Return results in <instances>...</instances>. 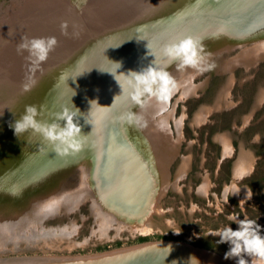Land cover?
I'll return each mask as SVG.
<instances>
[{"label":"bare ground","instance_id":"obj_1","mask_svg":"<svg viewBox=\"0 0 264 264\" xmlns=\"http://www.w3.org/2000/svg\"><path fill=\"white\" fill-rule=\"evenodd\" d=\"M171 1L175 8H171L172 3L167 0L35 2L28 0L25 9L21 6L19 13L8 19V23L5 24L7 26H2L4 29L0 30L3 45L0 46V198H3L5 193L19 196L20 191L32 182V195L27 199L32 197L36 202L31 204L35 211L30 222L32 241L25 244L14 242L8 246L6 241L10 233L4 229L7 227L15 229L20 226L25 230L27 220L31 217H16L11 215L12 212L0 213L1 251L18 250L23 245L29 249L50 248L56 243L47 241L45 246L39 240H35V237L65 232L71 235L78 228V224L71 220L64 225H47L46 221L51 218L61 219L66 213L78 210L88 201L92 202L90 209L93 215L102 220L100 229L108 236L110 226L117 229L122 226L131 227L132 230L146 233L159 226L153 214L163 210L159 202L160 197L168 187L177 186L178 179L186 171L183 167L189 162V157L183 156L184 164L173 180L169 166L179 154L183 121L181 118L175 120L179 133V137L176 138L171 121L173 109H168L169 97L166 101H160L148 94L141 98V103H136L131 97L129 72H140L149 66L162 71L170 61L169 57L161 54L165 46L188 36L194 38L196 35L199 36V41L210 37L208 40L214 42H210L213 43L212 46L208 45L213 51L211 54L207 53L209 50H202L201 63L211 57L218 58L221 51L237 45L242 50L236 57L221 53L219 64L222 69H230L239 62L252 63L264 57V29L241 40L235 39L233 33L229 34L236 29L248 31L264 24V0H211V3L209 0H202L204 4H210V7H202L196 16L186 15L183 9L178 8L177 4H183L184 0ZM78 7L86 9L85 13L90 16L95 32L100 35L103 42L108 41V45H103L97 54L88 59L87 67L93 70L89 79L91 91L88 96L95 107L91 123L87 122L89 117H85L86 108L84 99L82 102L84 94L80 93V79H68L72 69L66 70L67 68L62 67L59 73L51 71L52 81L46 82L44 86L40 85L38 92H32V86L25 91L24 85L30 83L29 80H25V75L30 72L29 64L24 63L25 59H19L18 65L14 53L17 49L16 44L22 42L19 40L31 36L32 26L42 36H50L51 32H57L62 37L73 36L72 30L81 29L80 22H76L80 21L79 18L76 20L74 18V12ZM33 13L38 14L36 18L41 21L37 26ZM151 13L154 14L152 18L148 19L147 23H142L143 17ZM122 14L132 16L133 20L124 17L119 21V18L124 16ZM102 17H106L105 25L100 23ZM48 21L52 25L45 24ZM63 21L67 22L68 35L61 31L60 25ZM136 31L139 32L135 33ZM92 36L91 33L79 34L80 43L82 41L86 45H78L79 48L71 46L73 53H69L71 55L69 59H75L79 55H76L78 51L85 57L92 48L90 46V43H93ZM220 38L223 40H219ZM217 47L223 48L217 50ZM71 64L72 62L68 63ZM199 66L186 65L183 68L177 67L174 71L170 68L165 69L174 83L172 90L180 85L191 92L196 89L198 85L192 83L190 77ZM17 68L23 70L18 74ZM63 69V80H58ZM73 79L77 82H73ZM99 83H102L99 91H96L99 87L92 89V86H99ZM24 94L31 97L27 99ZM36 94L39 95L37 101ZM16 97L20 99L25 97L27 100L24 102L23 112L28 106H35L39 113L37 119L41 122L54 121L55 114L65 107L73 111L79 109L77 118L80 119L78 123L81 127V149L59 153L52 143L32 129L16 135L14 124L20 120L14 106L15 100H18ZM33 98L36 101L34 105ZM222 98L225 101L224 95ZM132 105H137L136 111L125 113V108ZM129 116L134 118L131 123L128 121ZM136 118H139V122ZM132 125L136 126L135 130ZM68 164L78 166L80 182L75 187H63L58 190V183L61 181L52 184L55 181L52 179L54 174L50 177L47 173L50 170L55 172ZM234 186L239 188L236 183ZM26 196L24 195L23 199H26ZM14 198L0 199V207L11 208L8 203L1 202L17 203ZM224 246L229 249V244L225 243ZM224 253L184 240L163 238L87 253L0 255V262L25 260V263L20 264H173V261H176V264H190L193 258L192 264H236L235 259L225 260ZM245 259L251 264L252 257L245 255Z\"/></svg>","mask_w":264,"mask_h":264},{"label":"rangeland","instance_id":"obj_2","mask_svg":"<svg viewBox=\"0 0 264 264\" xmlns=\"http://www.w3.org/2000/svg\"><path fill=\"white\" fill-rule=\"evenodd\" d=\"M31 1L35 2L37 0ZM167 1L172 3L171 8H175V4L171 0ZM27 2L28 0H0V30L3 25L8 23V19L19 13L18 11L22 9L21 6L25 9ZM208 2L211 3V0ZM177 6H179L180 10L183 9L187 13L186 15L193 14L196 16L202 7H210V4H204L202 0H184L183 4H177ZM80 8L78 7L80 11L76 9L77 11L74 12V18L75 20L79 18L80 21L76 22H80L81 29L72 30V33L78 32L80 35L91 33L93 35L92 42L97 46L98 41L96 38L101 39V37L95 32L96 30L93 25H90L91 18L85 13L86 9L84 7ZM33 15L35 18L34 22H36L35 26H37L38 22L41 21L36 18L38 14L33 13ZM122 15L124 16L119 18V21L124 17L133 20L132 16L129 17L127 14ZM153 15L151 13L146 17L144 16L142 23H147L148 19H151ZM105 19L106 17H102V20H100V23H103L102 25L107 23ZM82 21L85 24H81ZM45 24L52 25L50 21ZM88 26L90 27L87 30ZM199 29L201 30V28ZM263 29L264 24H261L252 30L236 29L229 34L233 33L235 39L241 40ZM137 32L139 31L135 33ZM30 35L28 36L29 38L37 36L49 37L37 33L34 26H32V33ZM50 36H55L58 42L65 41L64 38H67L69 42L70 39L76 40V42L80 40L78 36L62 37L57 32H51ZM198 37L196 35L194 38L198 39ZM208 39L211 38L208 37L207 39L200 40V44L202 45V49L209 50L207 53L211 54L213 51L208 45L212 46L211 44L214 42ZM219 40L223 39L220 38ZM82 45L86 44L83 42ZM0 46H3L1 39ZM63 46L62 44L57 46V53L52 51V54L50 53L49 55L50 59L44 62L34 73L30 71L25 75V80H29V77H31L36 81L32 85V92H38L40 85L44 86L46 82L52 81L51 71L52 73L54 71L60 72V68L63 67L64 62L56 60V55L61 54L60 57L63 59ZM102 47L100 46L98 49ZM222 48H218L217 50ZM70 49L72 50V48ZM241 50L239 45L230 47L228 50L224 49L221 51L218 58L213 59L211 57L203 61V63L200 62L199 68L197 67L198 69L196 68L197 70L190 77L192 83H196L198 87L191 92V90L181 88L180 85L177 89L172 90L169 95L168 109H173L171 121L176 138L179 137V133L175 120L181 118L183 121V135L180 137L179 154L175 156L169 166L173 180L175 174H177L184 164L183 156H188L189 162L186 163L187 165H184L183 168L186 171L178 179L177 186L168 187L160 197L159 202L163 210L161 212H154L153 214L159 226H155L149 233L132 230L131 227L122 226L120 229H117L115 226H110L108 229L110 235L108 236L100 229L102 220L93 215L90 209L92 202L88 201L84 202L78 210L66 213L61 219L51 218L46 221L47 225H64L70 223L71 220H75L78 224V228L71 235L65 232L63 234L58 233L49 236L45 234L35 237V240H39L45 246L47 245V241L55 242V245L50 248L31 247L32 249L23 245L18 250H0V255L15 253H87L143 240L163 238L184 240L195 245L207 246L211 249L226 252L228 248L224 246L225 243L218 244L219 236H214L210 233L229 225L234 230L237 229L238 225L229 219L230 216L256 220L262 226L261 234L264 235V57L258 58L256 61L248 64L244 62L236 63L230 69H222L219 62L221 53L222 55L236 57ZM14 53L16 55L15 58L18 60V65L19 59H25L24 63H28L30 69V61L27 59L28 53L25 51L23 54H18L17 49ZM69 53L68 55H70ZM241 60L239 59V61ZM171 61L162 68V71L165 72V69L169 68L174 71L177 70V67L179 68L180 61ZM187 69L190 70V68ZM16 70L19 74L23 69L17 68ZM89 73L92 76L93 70L88 68L86 79L82 73L73 75V78L80 79L82 82H80L81 85L79 84V86L81 87L80 93L83 92L84 94L82 102L84 99L86 108L85 117H89L87 122L91 123V116L94 114L95 107L88 96L91 91L89 82L91 77L89 78ZM75 79L72 81L77 82ZM204 81L205 83L202 84ZM98 85L96 87L92 86V89L99 87L96 90L99 91L102 88V83ZM18 95L23 96L20 93ZM36 95L38 96L36 100H38L39 95ZM145 95L147 96L148 94ZM223 95L226 98L225 101L222 98ZM25 97L28 99L31 95H26ZM25 97L24 99L16 97L18 100H15L14 106L18 111L19 119L25 113V111L23 112L25 109L24 102H27ZM41 100L40 97L39 101L41 102ZM136 107L137 105L126 107L125 113H132V111L134 113ZM77 120L79 122L80 119L77 118ZM134 126L132 125L135 130L136 126ZM143 145L146 147L145 142H143ZM240 159L242 160L240 161ZM70 165H64L62 168L55 170V172L50 170L47 173L50 177L54 174L52 179L55 181L52 184H57V181H61L58 183V190L63 187H75L80 182L78 166ZM63 181L64 183H62ZM234 183L241 189L240 193L229 196L228 202H226L224 196L225 189L233 188ZM31 190L32 182L24 190L20 191L19 196L5 193L4 197L0 198L11 199L12 197L13 199L15 197L14 200L23 205L20 206L15 201L1 202L8 203L11 208H6V206L0 207V213L7 214L12 212L11 215H15L16 217H31L27 220L28 225L25 227V230L20 226H17L15 229L11 227L4 229V231L10 233L8 241H6L8 246L13 245L14 242L25 244L27 241H32L30 222H32V216L35 214V211L31 204L33 205L36 201L32 200V197L31 199H27L29 195H32ZM247 191L251 193L250 199L246 196ZM24 195H27L26 199H23ZM13 231L17 233L13 234Z\"/></svg>","mask_w":264,"mask_h":264},{"label":"clouds","instance_id":"obj_3","mask_svg":"<svg viewBox=\"0 0 264 264\" xmlns=\"http://www.w3.org/2000/svg\"><path fill=\"white\" fill-rule=\"evenodd\" d=\"M60 28L63 34L68 35L66 21L61 22ZM73 35L78 36L79 33L75 32ZM57 45L58 40L55 36L31 38L25 36L22 38V42L17 45V53L23 54L25 51L28 53L27 59L30 61V71L34 73L47 61L50 53L55 50ZM202 50L200 41L188 36L165 46L163 51L170 60L180 61L179 67L183 68L186 65H198L203 59L201 56ZM128 76L130 77L128 83L132 89L131 97L136 103H141V98L145 94L154 96L160 101H166L174 87V83L167 72L157 71L152 66L140 72H129ZM29 81L30 83L24 85L25 91H28L36 82L31 77H29ZM38 115L39 113L35 106H28L21 119L14 124L15 134L32 129L52 143L55 150L59 153L75 152L81 149V127L76 119L79 116V109L73 111L65 107L62 111L55 114V120L50 123L39 121L37 119ZM133 119L132 116L128 117L130 123ZM136 119L139 122V118ZM240 190V188L235 186L231 189H225V201L228 202L229 196L238 195ZM246 196L250 199L251 193L247 191ZM229 219L238 225L237 229L234 230L229 225L210 233L214 236H219L218 244H229V249L224 253V259H235L236 264H249V261L245 259V255H247L252 257L251 264L264 262L262 226L256 220L248 218L240 219L236 216H230ZM192 259L190 264H192ZM173 264H176V261H173Z\"/></svg>","mask_w":264,"mask_h":264},{"label":"water","instance_id":"obj_4","mask_svg":"<svg viewBox=\"0 0 264 264\" xmlns=\"http://www.w3.org/2000/svg\"><path fill=\"white\" fill-rule=\"evenodd\" d=\"M86 19H87V17H86ZM83 23L85 24V22L83 21ZM87 25V24H86ZM90 25L92 26V23H90ZM90 26H88L87 27V30H88V28H89ZM65 39V41H63V42H61V41H59L58 42V45L57 46H59L60 44H62V45H64L63 47V51L64 52H62L63 53V59H61V54H59V55H56L57 56V58H56V60H60V62L61 61H63L64 63V65H63V67L66 69V70H71L72 72V74L68 77V79H72L74 76L73 75H75V74H77V73H82V75L83 76H85L84 78L86 79V73H87V71H88V67H87V64H88V59H89V57L90 56H93V55H95V54H97L98 53V47H100V46H103V45H108V41H104L103 42V40L102 39H99V38H96V40L98 41V43H97V48L95 47V45L93 44V43H90V46L92 45V48L89 50V53L87 52V54H85V57H83L82 56V54L83 53H81V52H77V54L76 55H78L75 59H69V57L71 56V55H68V52H71V46H74V47H76V48H79V46L78 45H81V44H83V42L82 43H80V40H79V43H76V40H72V39H70V42L69 41H67V38H64ZM55 53H57V47L55 48ZM62 51V50H61ZM73 52H71L70 54H72ZM161 54H164V51L163 52H161ZM124 55H126V54H124ZM55 56V57H56ZM54 57V58H55ZM84 58V59H83ZM50 58H48L47 60H49ZM72 62V64L71 65H68V63H71ZM91 72V71H90ZM62 74H64V69L61 71V75H60V78L58 79V80H60V79H62L63 80V77H62ZM90 75H89V78L91 77V73H89ZM64 76V75H63ZM66 77H67V75H66ZM83 78V77H82ZM37 101V100H36ZM35 98H33L32 99V105H34L35 104ZM20 254V253H19ZM18 253L16 254H14V255H19ZM21 254H23V253H21ZM3 256H8L9 254H2ZM26 261L25 260H5V261H3V262H0V264H20V263H25Z\"/></svg>","mask_w":264,"mask_h":264}]
</instances>
